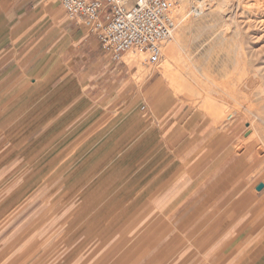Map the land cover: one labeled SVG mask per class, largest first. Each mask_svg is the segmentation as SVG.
<instances>
[{
  "label": "crops",
  "instance_id": "crops-1",
  "mask_svg": "<svg viewBox=\"0 0 264 264\" xmlns=\"http://www.w3.org/2000/svg\"><path fill=\"white\" fill-rule=\"evenodd\" d=\"M59 6L58 0H0V179L21 178L3 194L0 211L11 208L14 198L7 194L12 192L48 193L53 199L65 195L69 210L62 220L66 229L48 236L50 245L35 252L34 264H84L100 247L105 248L101 256L109 257L104 264H161L172 257L186 264L192 256L199 264L203 258L209 264H264V225L258 222L263 209L232 202L213 216L207 211L219 208L218 194L229 195L234 188L223 189L212 179L186 185L188 170L195 174L217 153L218 138L203 140L202 133L176 138L168 123L135 113L108 115L101 107L85 111L84 84L105 86L108 63L85 21L60 14ZM175 109L171 96L167 115L173 119ZM182 146H189L190 153H182ZM191 195L196 196L187 205ZM58 202L39 201L35 208ZM178 210L176 216L172 211ZM161 211L166 219L158 221L178 227L150 241L173 240L180 243L178 251L121 249L123 241H131L124 227L154 226ZM50 225H56L55 218ZM256 231L245 247L228 250L236 236L252 237ZM59 237L65 250L53 245ZM187 242L197 249L194 253ZM244 248L249 254L242 261Z\"/></svg>",
  "mask_w": 264,
  "mask_h": 264
},
{
  "label": "rangeland",
  "instance_id": "rangeland-1",
  "mask_svg": "<svg viewBox=\"0 0 264 264\" xmlns=\"http://www.w3.org/2000/svg\"><path fill=\"white\" fill-rule=\"evenodd\" d=\"M173 1L175 28L172 39L163 47L160 61L150 65L146 62V54L135 51L125 52L116 61L99 51L108 63V81L101 89L84 84L83 91L88 99L83 102L87 108L85 111L101 107L108 115L135 113L140 119L168 123L172 137L176 138H189L191 133H202L203 140L218 138L217 153L203 162L202 168L195 174L190 172L193 168L188 170L186 185L193 188L202 180L207 183L212 179L217 180L223 189L233 187L234 193H219V208L207 213L216 216L223 213L230 203L242 202L250 209H263L258 222L264 225V186L256 190V185L264 184V0ZM195 6L202 8L201 16L191 15L190 11ZM59 10L63 14L61 6ZM168 44L175 46L176 60L167 57L165 47ZM167 62L183 80L181 87L170 82L168 75L162 71ZM112 65L116 66L114 70ZM89 91H92L90 97ZM171 96L176 105L174 119L173 115H167ZM158 108L161 109L159 115L156 114ZM209 144H203V149ZM181 149L182 153H190L189 146H182ZM208 154L209 151H205L203 158ZM186 164L189 166L190 163ZM197 164L199 162L193 166ZM17 176L0 179V199L21 180ZM7 195L14 201L11 200V208L0 211V264H34L35 252L42 245H50L46 241L48 236L60 235L66 229V222L62 220L69 212L64 209L67 198L56 195L53 199L48 193L12 192ZM195 196L191 195L187 205ZM52 200L59 201L53 208H35L39 201ZM197 211L200 210L193 209L194 213ZM172 212L176 216L181 213L179 210ZM158 215L154 226L139 224L127 229L124 227L122 232L131 241H123L121 249L134 251L148 246V249L178 251L180 243L173 240L169 243L150 241L173 234L178 227L173 221H158L164 217L162 211ZM53 218L56 225L52 227ZM143 218L140 217L138 222H142ZM244 221L245 218L241 224ZM257 232L247 238V234L236 236L228 250L241 245L245 247ZM225 234L220 238L226 237ZM41 237L43 243L39 241ZM140 237L149 241H138ZM53 245L59 251L66 249L62 237L56 239ZM190 245L187 242L190 252L194 253L197 249ZM97 249L84 264H104L109 260V257L101 256L105 248ZM109 249H114V246H107L106 250ZM245 249V254L239 257L242 261L249 254ZM185 260L186 264L200 262L193 256ZM202 260L204 264L210 263L206 258ZM161 264H178V258L165 259Z\"/></svg>",
  "mask_w": 264,
  "mask_h": 264
},
{
  "label": "built area",
  "instance_id": "built-area-1",
  "mask_svg": "<svg viewBox=\"0 0 264 264\" xmlns=\"http://www.w3.org/2000/svg\"><path fill=\"white\" fill-rule=\"evenodd\" d=\"M68 18L83 19L101 48L119 61L127 51L146 54V62L157 64L163 43L175 28L173 0H58ZM194 17L203 10L195 6Z\"/></svg>",
  "mask_w": 264,
  "mask_h": 264
},
{
  "label": "bare ground",
  "instance_id": "bare-ground-1",
  "mask_svg": "<svg viewBox=\"0 0 264 264\" xmlns=\"http://www.w3.org/2000/svg\"><path fill=\"white\" fill-rule=\"evenodd\" d=\"M198 4L201 5V2L198 1ZM173 32H174V30H173ZM172 35H173V33H172ZM166 43L167 42L163 43L162 50H163V47ZM165 52H166V55L169 59H171V60L177 59L176 52H175V46L173 44L172 45L171 44L166 45ZM123 55H122V57H123ZM162 71L165 72V75H168L167 77H168V79H170V82L175 83L177 86H180V87L183 85V83H184L183 80L180 78V76L177 74V72L171 68V66L168 62L166 64H164Z\"/></svg>",
  "mask_w": 264,
  "mask_h": 264
},
{
  "label": "water",
  "instance_id": "water-1",
  "mask_svg": "<svg viewBox=\"0 0 264 264\" xmlns=\"http://www.w3.org/2000/svg\"><path fill=\"white\" fill-rule=\"evenodd\" d=\"M263 186H264L263 183H259L258 185H256V190H260V189H262Z\"/></svg>",
  "mask_w": 264,
  "mask_h": 264
}]
</instances>
